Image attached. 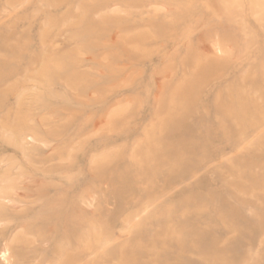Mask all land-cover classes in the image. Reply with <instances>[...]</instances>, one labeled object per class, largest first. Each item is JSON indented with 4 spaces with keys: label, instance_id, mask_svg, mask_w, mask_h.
<instances>
[{
    "label": "rangeland",
    "instance_id": "rangeland-1",
    "mask_svg": "<svg viewBox=\"0 0 264 264\" xmlns=\"http://www.w3.org/2000/svg\"><path fill=\"white\" fill-rule=\"evenodd\" d=\"M0 264H264V0H0Z\"/></svg>",
    "mask_w": 264,
    "mask_h": 264
},
{
    "label": "bare ground",
    "instance_id": "bare-ground-1",
    "mask_svg": "<svg viewBox=\"0 0 264 264\" xmlns=\"http://www.w3.org/2000/svg\"><path fill=\"white\" fill-rule=\"evenodd\" d=\"M7 203H9V202H7Z\"/></svg>",
    "mask_w": 264,
    "mask_h": 264
}]
</instances>
